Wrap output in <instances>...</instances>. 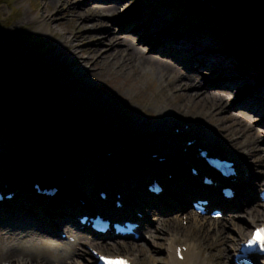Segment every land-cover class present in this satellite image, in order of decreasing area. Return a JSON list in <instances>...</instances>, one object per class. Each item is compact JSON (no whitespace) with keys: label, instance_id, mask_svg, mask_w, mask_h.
<instances>
[{"label":"bare ground","instance_id":"6f19581e","mask_svg":"<svg viewBox=\"0 0 264 264\" xmlns=\"http://www.w3.org/2000/svg\"><path fill=\"white\" fill-rule=\"evenodd\" d=\"M111 1L117 0H79L85 6H88L90 3L101 4L104 7H100L99 9L106 12L110 11L112 13L111 15L116 17L114 21L120 18L124 20L122 21L123 23L132 26L127 29L126 25L123 31L116 33L108 31L103 35L105 38L100 42V45L109 44L113 49L111 53H108L110 49L101 52L95 46L90 48L92 53L96 55L98 62L102 63L105 58L112 57L119 48H122L120 52L121 54L123 53L122 56L126 59V62L134 65L139 71L140 74L137 75L139 80L145 79L144 74L141 73L143 65L151 66L153 70L151 69L152 75L150 77L153 78L155 76L159 81L165 77H170L171 82L177 81L176 79L180 78L191 80L192 77L194 81L187 84V86H189L188 88L199 87V91L191 96L186 92V86L184 87L179 84L176 87L179 88L178 96H182L183 100L188 102L192 101L195 97L200 99L199 96L205 91V94L210 93L212 95L210 101L216 102L218 106L214 108L211 106L202 110L198 106L194 107L197 109L196 112L193 111L194 114H198L200 117L205 116L198 120L192 119L193 121L188 120L187 122L185 121V117L178 115L179 111L176 112L174 106L169 107L170 109L167 111H163L160 108L155 114L156 121L152 124L154 130H147V133L160 136V138L155 139V142H151L150 137L139 139L141 136L134 135L137 133V130L138 132H143V125H147L145 120L133 119L128 115L127 117H122L118 126L115 124V128L118 130H128L133 127L134 133L131 134L133 136L128 143L134 145L142 143L141 145L144 146V141L148 140V147L158 154V158L155 157L153 159L151 157L152 151H149L148 160L151 165L140 172L135 171L134 165L128 168L124 167L123 164L117 165L116 169L118 173H114L109 166L97 167L96 177H93L95 176L94 174L91 175L92 179H95L97 183L95 188L98 192H105L104 189L109 190V193L106 192L107 198L105 201H102L100 198L97 199L94 196L96 191L94 195L89 194V187H87L88 185L86 186L87 182L84 179L77 182L75 178L69 175L70 173H64L61 179L63 183L59 180V176H57L59 181L56 180V183H53L57 191L52 199L39 195L36 192L30 193L26 188L22 187L23 185L26 186L32 183L34 180L32 176L24 181L20 178L15 180L17 184L22 182L20 186L22 188H19L16 183L14 185L9 184L7 187H2L3 185H1V191L6 196H10V199L3 198V201L0 202V223L5 222V226L0 225V264H93L94 259L90 256V253L83 252V254H79L74 251L77 245L86 246L87 249L96 248L99 250L107 249L105 247L106 245H112L115 250L117 249L123 253L126 250H130L132 246L129 242L117 240L108 242L109 240H106L105 237H108L110 233L107 232L105 237H96L86 225L81 226L78 223L80 219L86 216L94 217L96 215L90 208L92 204H95V207L108 218L123 217L125 214L124 211L116 209L114 205H110L113 201H123L124 210L125 208H129L128 206H131L130 201L132 199L144 197L150 199V201L144 203L145 206H142L146 207V211H149L147 216L152 217L155 213H163L164 210L161 205L164 201H166L165 205H168L166 211L175 212L176 214L187 209V202L195 200L208 201L204 216H209L213 210H221L223 212L221 219L223 220L225 218V220L233 222L234 217L237 216L234 213L238 209L250 203L253 199V201L257 200L254 198V195L260 190L262 183H256L257 180L253 176L252 171L253 166L249 163L247 156H252L253 161L255 160L258 166L262 168L260 172H264V154L260 152L261 149L258 143V138H260L259 132L261 131L254 130L251 124L246 122V113H258L261 116L259 122L264 125V89H262L264 85L259 87L252 83L255 82L254 76L260 73L258 69L264 62V52L253 55L250 53L247 54V63L249 66L241 67L240 61L235 57H231L234 52L232 54L227 52L221 43H217V39L215 40L213 35L210 39H207L200 35L202 34L201 31H199L200 34L194 31L197 35L193 37L192 28L186 32L183 29H177L175 26L174 29H170V26L173 25L169 24L177 25L183 22V19L174 18L172 23L165 22L163 21V13L160 11L156 13L155 8L148 10L142 7L140 5L142 0H133L134 4L122 11L120 10L123 8L120 6H106L104 4ZM121 1L125 3L126 0ZM96 22L98 23L97 20ZM131 28L134 30H130ZM110 29L112 30V27ZM146 30H149L151 33L145 34ZM124 31H128L133 36L139 35L140 37L134 40L129 34L124 33ZM151 34L153 36L149 39L148 36ZM150 41H153V43L149 44ZM255 43H257L256 49L264 50V46H261L258 38H255ZM145 45L147 46L146 50L142 47ZM151 53L169 57L172 63L175 64V67L170 64V60H158L157 58H153V55L150 56L149 54ZM70 55L75 57L74 52H71ZM74 57H72V63L75 64L77 60ZM133 61H136V64ZM250 63L254 64L251 65ZM177 67H182L185 72L183 70L180 71ZM239 67L242 69H239ZM73 70L76 74V69ZM256 88L258 90L254 91ZM94 99L98 100L96 97ZM92 104L93 100L88 105H84V113L89 112ZM199 104L202 103L200 102ZM101 105L102 107L96 106L98 111L103 112V116L98 115L97 120L99 121L109 119L112 113L109 109L107 110L106 105ZM179 107L183 108V106ZM222 108L227 110L224 116L222 114L218 116L216 111ZM26 130L28 131L26 132ZM30 133L33 135L30 136ZM11 134V136L6 135L9 139L7 144L12 145L13 141L19 139L22 145H26L27 148L32 145L33 147H37L32 153L38 159L52 164L51 162L57 158L50 155L53 152L58 154L57 150L53 148V143L50 144L49 141H46L42 133L36 132L35 129L17 128L12 130ZM42 138H44V141H38ZM134 138L137 139L134 141ZM188 142H190L189 145H187ZM262 144L264 146V138L262 139ZM198 149L209 152L214 156L218 155L219 158L231 162L237 171L236 176L224 179L215 187L204 186L202 179L205 177L211 179L213 174H217L211 171L213 173L211 175L206 171L207 166L204 160L198 155ZM159 157L162 158L161 161ZM60 159L64 158L60 157ZM71 159L74 162V157H71ZM40 166L41 164H33L30 166V170L34 174L33 176L37 177L36 174ZM70 167L77 174L79 171L77 160ZM127 169L131 171L125 173ZM191 169H198L197 174L193 175ZM50 170L55 171L56 169L50 168ZM146 170L147 172H145ZM163 173L164 175L161 176ZM9 175L13 176L11 174ZM4 178L5 174L0 172V184L4 182ZM23 178L25 179L27 177L24 176ZM150 178L159 179L162 182L165 190V198L162 199L160 195L157 196L154 193L149 194L141 190L135 191L140 184ZM35 181L39 182L38 180ZM112 182L118 184L116 191L112 190L114 189ZM68 183L74 188V191L70 190ZM195 184L203 185L202 190H199L201 185L196 187ZM220 187L231 189L234 197L232 199H226L218 195L219 202H217L215 195L218 194ZM92 188L94 186H90L91 190ZM115 195H119V199ZM252 196L253 198H251ZM128 197L131 199L129 200ZM171 199H176L177 201L173 202ZM103 205L108 206V208L104 207L102 209ZM131 209L133 210V206ZM248 210L245 213H248L251 218H254V216L257 218L260 217V213L255 209L250 208ZM147 216L144 214L141 219L134 218L135 222L139 224V229L136 233L141 237H143L141 235L142 233H146L147 238L152 241L162 239V236L171 237L168 239L170 241V252L168 253L169 262L166 264H202L201 262L204 261L202 253L205 248L202 246L201 240L198 242L195 241V244L186 243L183 245L185 249L180 250L182 260H178L175 244L179 241L177 238L181 230L179 224L174 225V228H172L174 231H172L162 226L160 224L161 220H158L160 226L149 228L150 222L146 219ZM11 219L16 220L15 222L17 224L14 227L6 225V222ZM23 220L27 221L23 223ZM185 220L187 221V225L189 222L191 226L198 225L202 229L210 230L216 241L224 243L222 247L223 252L220 254L221 258L223 256V261H221L225 264L227 262L233 264V255L235 253L230 257L226 253L225 246L229 244L230 246L237 245L236 247H239V243H242V239L245 238V228L234 225V228L238 232L237 238L226 240L224 239L226 237L223 234L222 226H210L208 220L201 215L191 212L185 215ZM59 232L64 233L66 238L57 240V234ZM124 239L135 241L130 236ZM189 239H191V236ZM25 240L28 241L24 243ZM191 241L194 242L193 240ZM143 247L144 251L142 253L138 251L141 258L150 255L145 252L146 247ZM136 250H138L137 247ZM96 252L100 253L99 251ZM83 258L86 259V263H81ZM151 260H153L152 263L162 261V259L155 256H152ZM218 264H222L220 260ZM260 264H264V259L260 261Z\"/></svg>","mask_w":264,"mask_h":264},{"label":"rangeland","instance_id":"374dc122","mask_svg":"<svg viewBox=\"0 0 264 264\" xmlns=\"http://www.w3.org/2000/svg\"><path fill=\"white\" fill-rule=\"evenodd\" d=\"M204 1L208 2L212 0ZM123 3L124 2L121 0H117L104 4L106 6H120L123 8L120 11L134 4L133 0H126L125 3ZM90 4L85 6L83 3H80L79 0H0V106H2L1 109H3V111L0 110V112L4 113L5 111L14 114L13 111L17 110L15 111L17 116L15 122L19 124L20 128L34 129L37 127L38 119H41L43 121L42 128L45 134L51 135L46 141H49L50 144L53 143V148L58 152V154L55 152L50 154L54 158L57 157V161L56 159L53 160V162H51L52 164L46 163L43 160L38 161V164H41L43 168L38 170L40 174L37 173V177H35L30 171V166L37 163L32 162L25 168L22 164L14 162L11 157L16 151L14 152L11 144H7L9 139L6 137V133H0V172L5 174L4 182H9L14 185L16 179L20 178L24 181L32 176L41 183H50L51 180H54L52 181L53 184L56 179L50 178L51 176L48 175L54 174L59 176V180L63 183L61 179L64 173H70L69 175L75 178L77 182L84 179V181L87 182L86 186L88 185L87 187H89V194L94 195L96 191L94 196L98 199L100 198L99 192L95 188L97 183L95 179H92L91 175L94 174L95 176L93 177H96L97 167L109 166L114 173H118L116 169L117 165L123 164L126 168L134 165L135 171L140 172L151 165L148 160L149 151H152V158L153 156H158L154 150L148 147V140L144 141V146L141 145L142 143L138 145L128 143L133 136L131 134L134 133L133 127L128 130H118L115 128V124L118 126L122 117H127L128 115L133 119L145 120L147 125H143V132H138L137 130V133L134 135L141 136L139 139L150 137L151 142H155V139L160 138V136L147 133V130L153 129L152 124L156 121L155 114L160 108L163 111H167L170 109L169 107L174 106L175 111H179L178 115L185 117V121L187 122L188 120H198L205 116L200 117V115L194 114L193 111H197L194 107L198 106L200 110H202L211 106L212 108L218 106L216 102L210 101L212 95L210 93L205 94V91L199 96L200 99L195 97L192 101L188 102L184 101L182 96H178L179 88L176 87L179 84L184 87L186 86V92L191 96L199 91V87L188 88L189 86H187V84L194 81L192 77L191 80L180 78L176 79L177 81L174 82L170 81V77H165L159 81L155 76H153V78L150 77V75H152V67L143 65L141 73L144 74L145 79L139 80L137 78V75L140 74L139 71L134 65L126 62V59L122 56L123 53L121 54L120 52L122 48H119L112 57L105 58L102 63L98 62L96 55L92 53L90 48L95 46V48L100 49L101 52L110 49L108 53H111L113 49L109 44L100 45V42L105 38L103 35L108 31H113V33L123 31L126 25L127 29L132 26L123 23L122 21L124 20L120 18L114 21L116 17H113L110 11L106 12L99 9L100 7H104L101 4ZM140 5L148 10L155 8L156 13L159 11L163 13V21L165 22L172 23L174 18L184 19V16L180 14L177 15L173 12V3L171 0H142ZM200 8L202 7L196 6L195 9H190L192 12H195V10L198 11ZM96 20L99 25L97 22L95 23ZM169 25H173L170 26V29L176 27L179 30L183 29L185 32L188 31L187 29H191L187 28V26L184 27L183 22L177 25ZM192 26L193 37L200 34L199 31L202 32L200 35L207 39L212 37L214 31L217 33L216 29L214 30L207 25L200 27V30L197 28L199 27L198 25L192 23ZM111 27L112 30L110 29ZM132 29L133 28L130 30ZM177 29H175V31H177ZM194 31L197 32V34ZM124 33L129 34L134 40L140 37L139 35L133 36L128 31H124ZM149 33H151L149 30L145 31V34ZM152 36L153 34L149 35V39H151ZM150 43H153V41H150L149 44ZM260 43L261 46L264 45V41H260ZM252 44L253 45L247 48L241 47L242 49L229 50L227 52L230 54L234 52L231 57L237 58L244 67L249 66L247 63V54H252L257 47V43L253 42ZM142 47L144 50L147 48L146 45ZM71 52H74L75 57L70 55ZM219 53L223 54L221 52ZM149 55H153V58H157L158 60H170V64L175 67V64L172 63L169 57H163L162 54L157 53H151ZM72 57H74V59L76 58L77 63H72ZM133 63L136 64V61H133ZM250 64L253 65L254 63ZM177 68L180 71L183 70L182 67ZM73 69H76V74ZM239 69L242 68L239 67ZM258 70L264 71V62ZM183 71L185 72V70ZM254 79L255 82H252L254 85L259 87L264 85V79L259 78V74H256ZM174 86L175 88H173ZM262 89H264V87H262ZM255 90L258 89L256 88L254 91ZM22 96L27 98L30 107H28V103L24 101V97ZM94 97L98 100H95ZM91 100H93L91 109H89L88 113H84V105H88ZM200 102L202 104H199ZM101 104L106 105L107 110L109 109L112 113L109 119L99 121L97 120L98 115L103 116V112L98 111L96 106L102 107ZM179 106H183V108ZM226 110L224 108L221 110L218 109L216 114L218 116L220 114L224 116ZM29 113L32 117L29 116ZM1 117L2 116H0V118ZM246 117V122L250 123L254 130L261 131L259 132L260 138H258V143L261 149L260 152L264 154V146L262 144V139L264 138V125L259 122L261 116H259L258 113H246ZM27 131L28 130H26V132ZM219 131L221 130L219 129ZM32 135L33 134L30 133V136ZM136 139L137 138H134V141ZM38 141H44V138ZM60 157L64 159L59 160ZM71 157H74V162L75 160L78 162L79 171L77 174L70 167L72 163L74 164ZM159 159L161 160L162 158L159 157ZM247 159L253 166L252 171L253 176H255L257 180L256 183H262L264 176V172H260L262 168L258 166L255 160L253 161L252 156H247ZM50 168H55L56 170H50ZM129 171L131 170H125V173ZM145 172H147V170ZM163 175L164 173L161 174V176ZM24 176L27 178L24 179ZM147 181L140 184L135 191L141 190L149 193L146 188ZM158 183L161 184V182ZM21 185L22 182L17 184L19 188H22L20 187ZM90 186H94V188L91 190ZM112 186L114 188L112 190L116 191L118 184L112 182ZM70 190L74 191V188L70 186ZM104 191L105 193H109L107 189H104ZM160 196L162 199L165 198V190ZM251 198H253V196ZM254 198L257 199V194L254 195ZM130 199L131 198H129V200ZM135 200L137 199H132V201H130L131 207L133 206V211L128 214L133 218H136L135 213H141L142 216L144 214L147 216L149 211H146L145 205L142 206ZM171 200L173 202L177 201L176 199ZM253 200L234 213L237 216L234 217L233 222L230 220L227 221L225 218L223 220H215L210 216L203 218L208 220L210 226H222L223 234L226 237L224 239L226 240L237 238L238 232L234 228V225L245 228V238L242 239L244 241L248 237L251 229L264 225V205L257 200ZM196 201L197 200L187 202V209L177 214L175 212H167L166 209L168 205H165L166 201H164L161 205L164 210L163 213L159 212L152 215V217H146V219L149 220L148 222H150L149 228L158 227V220H161L160 224H162V226L172 231H174L172 229L174 225L179 224L181 230L180 234L177 236L179 241L176 242V247L178 246L179 249L184 250L185 246L183 245L186 243L195 244V241L198 242L201 240L202 246L205 248L202 253L204 261L201 263L218 264L220 260L222 264H225L222 262L223 256L222 258L220 257L221 252H223L222 247L224 243L216 241L210 230L202 229L198 225L191 226L189 222L187 225L185 215L191 212L195 213L192 208V203ZM81 203L83 202L81 201ZM113 203L114 202H112V204ZM91 206L94 205L92 204ZM250 208L259 212L260 217L257 218L254 216V219L251 218L248 213L246 214L245 211H249L248 209ZM125 217L126 216L120 218L122 219ZM15 221L16 220L11 219L6 222V225L14 227L17 224ZM26 221L27 220H23V223ZM4 223L2 222L0 225L5 226ZM62 235L65 236L64 233L59 232L57 234V240H63L61 237ZM141 235L143 237L137 241L117 239V241L129 242L132 246L130 250H126L124 253L117 249L115 250L112 245H106L105 247H107V249H92L106 256L117 255L128 257L133 264H166L169 262L168 253L170 252V241L168 239L171 237L162 236V239L152 241L147 238L146 233H142ZM190 236L191 239H189ZM186 237L189 240H187ZM27 241L28 240H25L24 243ZM143 246L146 247L145 252L150 255L141 258L139 255L144 251ZM236 246L237 245L230 246L229 244L225 246L226 253H228L230 257L236 253L238 249ZM136 247L138 250H136ZM89 249L91 248L87 249L86 246L77 245L74 251L79 254H83V252L89 254ZM138 251L140 253H138ZM152 256L160 258L162 261L152 263ZM83 262L86 263V259L83 258L81 263ZM227 264L231 263L227 262Z\"/></svg>","mask_w":264,"mask_h":264},{"label":"trees","instance_id":"16d2710c","mask_svg":"<svg viewBox=\"0 0 264 264\" xmlns=\"http://www.w3.org/2000/svg\"><path fill=\"white\" fill-rule=\"evenodd\" d=\"M171 1L173 3V12L177 15L186 14L190 8L195 9L196 6H201L202 8L198 11L195 10V12L188 13L185 21L186 25L190 22H194L195 24L203 22L208 27L214 30L216 29L217 33L214 31L212 35L217 39V43H221L225 47L226 51L238 50L241 47H250L253 45L252 43L255 42V38H258V41H264V0H212L208 2L204 0ZM260 52H264V50L256 49L251 55ZM259 78L264 79V71H260ZM22 97H24V101L28 103V107H30L27 98H25V96ZM0 110L3 111L1 107ZM4 113L0 112V116H2L0 118V132L11 136L12 130L20 128L19 124L15 122L17 116L16 113L10 114L5 111ZM29 116L32 117L30 113ZM42 126L43 121L38 119L37 127L34 129L36 132L42 133L45 139L48 137L50 138L51 135L45 134ZM12 146L14 152L16 151L13 156L15 159L12 160L17 164H25L23 161L25 162L26 159L36 157L32 152L35 151L37 147H33V145L27 148L26 145H22L20 140L17 139L13 141Z\"/></svg>","mask_w":264,"mask_h":264},{"label":"snow or ice","instance_id":"6c2138e0","mask_svg":"<svg viewBox=\"0 0 264 264\" xmlns=\"http://www.w3.org/2000/svg\"><path fill=\"white\" fill-rule=\"evenodd\" d=\"M252 243H259L260 245L264 246V229H259L254 233ZM262 250H264V248H262ZM100 259L103 261V264H127V261L122 259L111 260L104 257H101Z\"/></svg>","mask_w":264,"mask_h":264}]
</instances>
